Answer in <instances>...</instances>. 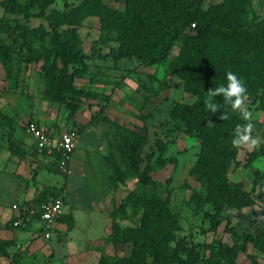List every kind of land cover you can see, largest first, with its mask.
<instances>
[{
  "label": "trees",
  "instance_id": "obj_1",
  "mask_svg": "<svg viewBox=\"0 0 264 264\" xmlns=\"http://www.w3.org/2000/svg\"><path fill=\"white\" fill-rule=\"evenodd\" d=\"M116 1L124 2L126 9H117L106 0H87L90 12L100 18L102 32L116 33L115 39L119 43L110 50L114 58L135 57L144 65H153L167 60L174 45L180 42L179 51L170 62L168 72L181 78L186 89L198 95L199 99L194 103L176 101L170 114L174 120L186 126L189 135L202 140L192 174L208 185L209 201L214 208V211L206 213L211 221L206 231L218 232L227 218L223 215L227 208L247 209L249 214L258 210L257 187L260 188L264 182V171H256L252 189L245 188L242 183L233 185L229 174L230 168L240 163V149L233 148L231 144L233 129L244 121L229 105L215 114L207 112L204 101L206 91L225 84V74L231 70L243 79L248 93L259 96L261 108L264 109V21L257 25L256 32L246 30L242 24L229 25L223 14L228 13L226 2L206 8L205 0ZM14 2L18 4L16 0ZM56 2L28 0L30 8L38 9V12L29 15L47 19L49 28L44 23L35 28L5 23L0 24V32L16 33L25 40L35 36L49 40V46H44L33 55L34 60L43 61L45 97L49 101L67 103L72 111H76L81 106L82 96L86 94V90L77 87L74 82L77 76L83 74L86 58L79 47L78 31L84 16L78 9H50ZM3 4L7 10H13L8 1ZM223 27L225 29L221 30ZM12 53V47L1 41L0 60L9 76L12 71ZM215 99L223 103L222 97ZM223 112L228 114L229 119H219ZM144 118L142 131L123 139L120 154L123 163L133 167L141 185H157L159 181L153 175L155 151L143 155L149 140V125ZM209 119L215 126H207ZM81 126L86 127V124ZM13 136L11 132V145L16 142ZM158 144L160 154L156 162L159 165L176 163L177 159L165 157L168 145L162 140H158ZM55 155L58 157L57 153ZM248 156L251 161L264 157V143L249 151ZM104 158L113 169L111 179L121 181L122 167L114 153ZM50 193L60 195L57 191ZM197 195V190H194L193 197L197 198ZM48 197L46 195L44 198ZM112 198V242L117 246L131 244L132 251L128 255H115L112 259L103 254L101 264H203L205 261L208 264H238L235 259L237 251L224 241L216 239L198 244L188 241L186 237L179 238L175 232L179 228L178 216L170 207L168 199L160 194L147 195L132 190L119 205L114 195ZM130 207L140 215V223L123 225L121 219L129 216ZM229 212L226 228L236 231L234 226L231 227L232 213ZM62 218L68 221L69 226H73L72 214L63 215ZM253 227L249 225V232L243 235L246 244L264 239V228L254 233ZM12 243V240L0 239V254L8 255V247ZM252 262L263 264L256 257L252 258Z\"/></svg>",
  "mask_w": 264,
  "mask_h": 264
},
{
  "label": "rangeland",
  "instance_id": "obj_2",
  "mask_svg": "<svg viewBox=\"0 0 264 264\" xmlns=\"http://www.w3.org/2000/svg\"><path fill=\"white\" fill-rule=\"evenodd\" d=\"M5 1L10 3L13 10L6 9L3 4ZM16 1L19 5L14 0H0V24H22L35 28L44 23L49 28L47 19L29 15L38 12V9L30 8L28 0ZM106 1L117 9H126L124 2ZM221 2L228 4V13L223 14L229 25L242 24L246 30L256 32L257 25L264 21V0H205L206 8ZM52 8L66 11L78 9L84 16L78 29L79 47L86 55L84 71L74 80L77 87L86 90L81 106L72 111L67 103L49 101L45 97L43 61L34 60L33 55L39 53L44 46H49L48 39L35 36L31 40H25L16 33L2 31L0 43L4 41L9 44L13 53L10 76L0 60V127L8 126L14 130L23 128L29 133L32 123L41 122L60 131L80 132L85 128L81 124L97 126L109 142L107 154L114 153L122 167V180H112L113 169L105 162V155H98L100 163H105L107 167L104 176H108V190L111 194L116 193L118 205L132 190L147 195L158 193L168 199L170 207L178 216L179 228L175 232L179 238L186 237L188 241L198 244L216 239L224 241L237 251L235 259L238 264H252L253 257L264 264V239L247 244L244 241L243 235L249 232V225L254 226V233L264 228L260 222H249L252 216L247 218V209L227 208L223 213L230 218L228 213L231 211V227L234 226L236 231L227 230V218L223 220L218 232L206 231L211 226L206 213L214 211V208L209 201L208 185L192 174L202 140L189 135L186 126L174 120L170 114L176 101L194 103L199 99L198 95L186 89L181 78L168 72L170 62L179 51L180 42L174 45L167 60L157 64L144 65L135 57L116 59L110 55L111 47L119 43L115 39L116 33L102 32L100 18L90 12L87 0H57L50 9ZM224 29L223 27L221 30ZM248 104L255 124L253 136H259L264 141V109L261 108L259 96L248 93ZM144 117L149 125V140L143 155L155 151L153 175L159 181L157 185H141L133 167L124 164L120 154L123 139L142 131ZM158 140L168 145L165 157L177 159L176 163L159 165L156 162L160 154ZM249 151L252 150L240 149V163L232 166L229 174L233 185L242 183L245 188L252 189L256 171H264V157L251 161ZM76 156L84 162L90 161L84 144L73 153V158ZM54 175L60 182L65 181L63 175ZM258 189L259 187L257 191ZM194 190H197V198L193 197ZM256 206L263 209L264 202L258 200ZM121 222L123 225L139 224L140 215L130 207L129 216L121 219ZM131 251V244L125 247L112 243L104 255L112 259L115 255H128ZM203 264L208 263L205 261Z\"/></svg>",
  "mask_w": 264,
  "mask_h": 264
},
{
  "label": "crops",
  "instance_id": "obj_3",
  "mask_svg": "<svg viewBox=\"0 0 264 264\" xmlns=\"http://www.w3.org/2000/svg\"><path fill=\"white\" fill-rule=\"evenodd\" d=\"M10 132L16 140L13 145ZM83 144L90 161L72 156L70 172L65 173L58 157L39 149L30 132L0 127V239L13 241L9 254H0V264H101L113 243L110 214L112 197L117 195L109 192L108 176H104L107 167L98 159L109 151L107 138L97 126H86L79 132L75 152ZM54 174L63 175L65 181L60 182ZM52 191L64 196L63 215L72 214L74 224L69 226L60 218L54 235L47 238L40 216L25 213L22 206L39 203L46 195L53 196ZM15 221L20 224L14 225Z\"/></svg>",
  "mask_w": 264,
  "mask_h": 264
},
{
  "label": "built area",
  "instance_id": "obj_4",
  "mask_svg": "<svg viewBox=\"0 0 264 264\" xmlns=\"http://www.w3.org/2000/svg\"><path fill=\"white\" fill-rule=\"evenodd\" d=\"M29 132L36 139L37 146L41 150H47L51 154H58V162L62 171L70 172V161L76 150L79 133L76 130L58 132L51 125L32 123ZM65 198L62 194L53 195L47 199L33 204L27 203L22 206V210L31 216H40L42 222L43 235L51 238L56 230L60 218L65 213ZM20 221H15L14 225H19Z\"/></svg>",
  "mask_w": 264,
  "mask_h": 264
},
{
  "label": "clouds",
  "instance_id": "obj_5",
  "mask_svg": "<svg viewBox=\"0 0 264 264\" xmlns=\"http://www.w3.org/2000/svg\"><path fill=\"white\" fill-rule=\"evenodd\" d=\"M225 75V84L209 88L206 91L205 108L207 112L215 114L225 105H229L233 112H238L244 123L237 124L233 129L231 144L235 149H256L264 141L259 136H253L255 124L253 113L249 110L246 84L242 78L231 70H228ZM218 96L223 98L222 104L216 102L215 98ZM219 119L227 120L229 116L226 112H223ZM207 126H215V123L209 119Z\"/></svg>",
  "mask_w": 264,
  "mask_h": 264
},
{
  "label": "water",
  "instance_id": "obj_6",
  "mask_svg": "<svg viewBox=\"0 0 264 264\" xmlns=\"http://www.w3.org/2000/svg\"><path fill=\"white\" fill-rule=\"evenodd\" d=\"M259 200H262L264 202V182L259 188ZM245 215L247 216V218L249 216H252L249 218V222H260L261 225L264 226V208H259L258 210L253 211L251 214H249V210H247V212H245Z\"/></svg>",
  "mask_w": 264,
  "mask_h": 264
}]
</instances>
